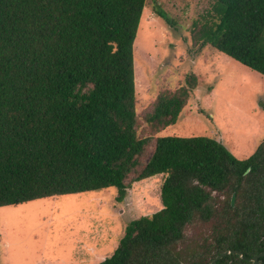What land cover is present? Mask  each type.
Returning <instances> with one entry per match:
<instances>
[{
  "label": "trees",
  "instance_id": "trees-1",
  "mask_svg": "<svg viewBox=\"0 0 264 264\" xmlns=\"http://www.w3.org/2000/svg\"><path fill=\"white\" fill-rule=\"evenodd\" d=\"M146 1L0 0V206L110 187L123 201L133 181L162 173L161 207L130 221L97 264H181L175 246L198 219L211 235L188 264L227 250L242 256L215 264H255L264 138L237 158L207 135H138L134 41ZM194 27L197 51L210 43L264 76V0H211ZM196 84L189 74L158 97L145 116L156 133L175 124Z\"/></svg>",
  "mask_w": 264,
  "mask_h": 264
},
{
  "label": "rangeland",
  "instance_id": "rangeland-1",
  "mask_svg": "<svg viewBox=\"0 0 264 264\" xmlns=\"http://www.w3.org/2000/svg\"><path fill=\"white\" fill-rule=\"evenodd\" d=\"M210 6L211 0L146 1L134 41L137 131L141 137L207 135L244 158L264 138V76L210 43L197 51L194 22ZM189 74L197 84L177 121L156 133L146 114ZM151 151L149 146L142 159ZM164 177L133 181L123 201L110 187L0 206V264H97L112 254L130 221L161 207ZM211 225L198 219L186 226L175 246L181 264L204 254Z\"/></svg>",
  "mask_w": 264,
  "mask_h": 264
},
{
  "label": "water",
  "instance_id": "water-1",
  "mask_svg": "<svg viewBox=\"0 0 264 264\" xmlns=\"http://www.w3.org/2000/svg\"><path fill=\"white\" fill-rule=\"evenodd\" d=\"M235 201V194L232 195V204H234ZM232 253H236L239 254L240 256H242V252L239 250H227L224 251L220 254H218L209 264H215L219 259H221L222 257L226 256L227 254H232ZM264 256V251H262L261 253H258L256 255H254L251 260L255 263V264H259L261 263V261L259 260L260 257Z\"/></svg>",
  "mask_w": 264,
  "mask_h": 264
}]
</instances>
